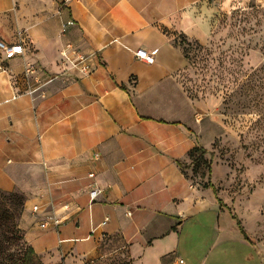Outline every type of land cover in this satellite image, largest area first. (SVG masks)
<instances>
[{
  "label": "crops",
  "instance_id": "0c3cea01",
  "mask_svg": "<svg viewBox=\"0 0 264 264\" xmlns=\"http://www.w3.org/2000/svg\"><path fill=\"white\" fill-rule=\"evenodd\" d=\"M200 1L0 0V40L29 48L0 73V191L23 195L19 227L42 264H84L110 248L131 264H173L182 232L197 245L207 224L210 250L231 247L228 264H262L264 245L247 241L228 208L178 164L219 125H196L178 96L184 119L153 105L163 84L177 93L185 59L176 37L211 34ZM140 48L153 63L135 56ZM64 54L85 58L90 71L71 69ZM29 64L39 72L25 76ZM34 204L68 219L39 230Z\"/></svg>",
  "mask_w": 264,
  "mask_h": 264
},
{
  "label": "rangeland",
  "instance_id": "374dc122",
  "mask_svg": "<svg viewBox=\"0 0 264 264\" xmlns=\"http://www.w3.org/2000/svg\"><path fill=\"white\" fill-rule=\"evenodd\" d=\"M200 5L201 17L212 25L211 34L205 41L176 37L185 59L174 75L177 93L165 83L153 105L184 119L178 96L196 125L208 119L219 125L220 131L211 139L209 130H204L199 149L178 164L194 184L209 190L219 205L235 215L249 239L264 245V0H201ZM207 183L215 192L205 187ZM20 203L17 210L8 203L4 208L12 213V222L23 239ZM210 237L211 224L203 228L197 245L191 246L182 232L179 249L170 254L187 264L199 263L203 254L208 256L206 264H228L231 247L222 250L225 245L221 244L210 250ZM218 249L221 253L215 257ZM9 251L16 254L19 250L12 246ZM103 253L84 264H131L115 249Z\"/></svg>",
  "mask_w": 264,
  "mask_h": 264
},
{
  "label": "built area",
  "instance_id": "2783aa9c",
  "mask_svg": "<svg viewBox=\"0 0 264 264\" xmlns=\"http://www.w3.org/2000/svg\"><path fill=\"white\" fill-rule=\"evenodd\" d=\"M65 25L73 24V20H68ZM70 47V45H67ZM29 48L24 45L22 41L11 43L0 40V73L7 70V62L9 59L25 54ZM72 53V52H71ZM73 54V53H72ZM135 56L146 64H151L154 61V57L145 49H138L135 52ZM64 64L70 65L71 69H76L79 73L86 74L90 71V66L85 62V58H72L69 54H64ZM39 72V69L35 64H29V66L24 71V75L34 74ZM32 92V91H29ZM89 177H93V173H89ZM98 194V189L93 188L89 191V202L92 203ZM69 204H64L62 209L64 211L70 210ZM30 211L32 215L35 216L36 226L39 230L50 231L56 230L61 224H63L68 217L58 214L54 210H44L39 204H34L31 206ZM130 215V212L127 213ZM173 264H185L184 260L180 257H175L173 259Z\"/></svg>",
  "mask_w": 264,
  "mask_h": 264
},
{
  "label": "trees",
  "instance_id": "16d2710c",
  "mask_svg": "<svg viewBox=\"0 0 264 264\" xmlns=\"http://www.w3.org/2000/svg\"><path fill=\"white\" fill-rule=\"evenodd\" d=\"M197 149L199 148L194 146L189 151L188 156H192L193 152ZM205 187H210L212 188L213 192H215L212 184L207 183ZM19 201H21V205L24 204V197L22 194H5L0 191V264H42L33 248L26 243L24 238L22 239V237L18 235L17 230L12 222V213L4 208V205H6L5 203H8L11 205L9 207H13L15 210H17L16 206L19 204ZM20 211L21 212H19V215L22 213V207ZM232 217L234 219L236 218L233 214ZM236 222L244 238L249 240V237L247 236L243 227L240 225V222L237 218ZM20 240L23 241L22 244L19 243ZM12 246L18 248L19 251L16 254L9 251Z\"/></svg>",
  "mask_w": 264,
  "mask_h": 264
},
{
  "label": "water",
  "instance_id": "95a60500",
  "mask_svg": "<svg viewBox=\"0 0 264 264\" xmlns=\"http://www.w3.org/2000/svg\"><path fill=\"white\" fill-rule=\"evenodd\" d=\"M262 264H264V257L262 258Z\"/></svg>",
  "mask_w": 264,
  "mask_h": 264
}]
</instances>
